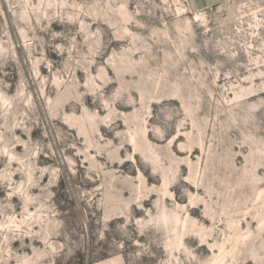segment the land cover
<instances>
[{
  "label": "rangeland",
  "instance_id": "374dc122",
  "mask_svg": "<svg viewBox=\"0 0 264 264\" xmlns=\"http://www.w3.org/2000/svg\"><path fill=\"white\" fill-rule=\"evenodd\" d=\"M215 261L264 264V0H0V264Z\"/></svg>",
  "mask_w": 264,
  "mask_h": 264
},
{
  "label": "bare ground",
  "instance_id": "6f19581e",
  "mask_svg": "<svg viewBox=\"0 0 264 264\" xmlns=\"http://www.w3.org/2000/svg\"><path fill=\"white\" fill-rule=\"evenodd\" d=\"M178 137H179V136H178ZM135 147H138L137 143H136ZM180 222H181V220L179 219L178 216H176V217H170V218H168V219H165V224H166L167 226L170 227V225H172V228L170 227L169 230H170L171 232L174 233V236H175V238H176L178 241H179V238H180V232H181V231L178 233V231L176 230L175 227H176V225H178ZM188 222H189V220H186L185 222L181 223V224H182V228H183V230H184L183 233H189V232H188V230H189ZM182 235H183V234H182ZM210 264H218V262L215 261V262L210 263Z\"/></svg>",
  "mask_w": 264,
  "mask_h": 264
}]
</instances>
